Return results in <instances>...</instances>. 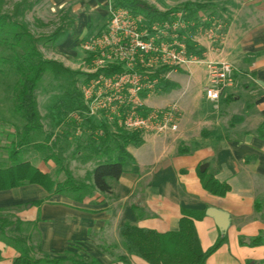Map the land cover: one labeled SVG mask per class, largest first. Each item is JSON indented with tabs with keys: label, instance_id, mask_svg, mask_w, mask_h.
I'll list each match as a JSON object with an SVG mask.
<instances>
[{
	"label": "crops",
	"instance_id": "crops-1",
	"mask_svg": "<svg viewBox=\"0 0 264 264\" xmlns=\"http://www.w3.org/2000/svg\"><path fill=\"white\" fill-rule=\"evenodd\" d=\"M247 26L246 20L231 19L222 57L237 72L251 73L258 85L228 90L218 103L205 98L207 86L200 101L193 97L195 102L190 99L188 103L183 93L175 96L171 104L179 108L178 131L144 135L141 146L130 145L127 150L134 162L112 183L110 194L95 192L77 203L62 195H51L41 186L24 185L0 192V212H12L23 222L36 223V245L42 255L53 258L83 245L87 251L99 254L95 259L101 264H147L128 257L123 248L115 251L122 226L131 224L161 234L175 232L186 214L193 219L206 251L221 237L214 220L206 215L214 208L229 214L230 226L225 243L206 264H264V245H248L253 238L264 236V137L260 136L264 135V22L255 24L252 31ZM192 78L189 90L195 91ZM39 112L44 135L49 134L40 105ZM53 120L51 128L57 131L52 134L51 148L60 137L58 120L54 116ZM15 136L12 127L0 123V169L16 162L30 163L58 183L65 182L68 173L83 180L93 170L86 166L72 169L64 160L65 169H59L53 160L45 161V152L33 145L17 148L18 154L13 157ZM42 140L43 136L37 143ZM53 151L58 153L57 149ZM80 172L82 176H77ZM199 172L226 183L230 192L218 197L205 191ZM257 202L263 207L260 213L255 209ZM113 235L116 242L111 239ZM1 249L6 260L1 264H13L16 251L4 245Z\"/></svg>",
	"mask_w": 264,
	"mask_h": 264
},
{
	"label": "trees",
	"instance_id": "trees-1",
	"mask_svg": "<svg viewBox=\"0 0 264 264\" xmlns=\"http://www.w3.org/2000/svg\"><path fill=\"white\" fill-rule=\"evenodd\" d=\"M109 1L118 8L143 16L149 23L173 20L174 14L182 13L184 22L195 23V26L190 25L186 30L189 34L187 49L189 53L202 59L204 50L198 48L193 38L198 28L207 30L212 26L217 6L214 0L188 1L183 6L166 12L158 10L145 0ZM250 1L264 3V0ZM7 6L6 0H0V103L4 104L3 110L6 111L0 116V123L3 127H12L16 132L13 157L18 154L17 148L33 145L45 152V161L51 159L59 169H65L63 154L68 145L57 149L60 142L58 137L53 145L58 153L49 146L52 134L44 135L43 119L38 107L37 91L44 78L50 77L59 82L63 90L62 96L54 106L57 126H64L65 129L75 132L82 127L88 128L86 146L81 148L79 145L77 148L85 150L83 160L94 163V169L83 180L75 179L68 173L66 181L58 183L52 175L42 174L30 163L16 162L12 167L0 169V192L24 185H38L51 195H62L77 203H82L95 192L110 194L112 182L118 181L126 172V167L134 162L128 147L141 146L142 136L121 129L113 131L110 125L96 124L92 119L86 118L81 86L91 76L72 71L58 61L44 58L39 48L58 41L59 30L50 37H37L30 31L26 21V13L31 8L28 0H23L10 9ZM104 28L105 26L100 31ZM81 77L84 78L82 84ZM79 83L81 86H78ZM169 89H174V86L166 82L164 92ZM41 136L42 142L37 143ZM260 136L264 137L262 134ZM199 178L204 190L214 196L225 197L230 192L229 185L220 183L207 172H199ZM255 209L259 213L262 212V204L257 202ZM36 234V223L23 222L16 215H0V242L16 251L17 257L13 264H101L95 258L87 260L72 252H67L64 258H36V245L33 244ZM120 236L128 257L140 258L147 264H206L226 241L225 234H221L216 243L204 251L194 221L186 214L175 232L161 234L125 224L120 229ZM240 243L245 244L243 241ZM248 245H264V236L253 238ZM123 261L126 262L127 259L124 258Z\"/></svg>",
	"mask_w": 264,
	"mask_h": 264
},
{
	"label": "built area",
	"instance_id": "built-area-1",
	"mask_svg": "<svg viewBox=\"0 0 264 264\" xmlns=\"http://www.w3.org/2000/svg\"><path fill=\"white\" fill-rule=\"evenodd\" d=\"M172 18L149 23L109 1L105 28L81 43L91 76L81 86L86 118H101L115 129L142 137L178 131L180 112L176 104L157 108L147 103L164 91L172 73L200 60L189 53L186 44V30L195 23L184 22L182 13ZM214 31L212 24L205 34L213 40ZM206 68L205 98L218 103L233 86L235 68L226 62H210Z\"/></svg>",
	"mask_w": 264,
	"mask_h": 264
},
{
	"label": "rangeland",
	"instance_id": "rangeland-1",
	"mask_svg": "<svg viewBox=\"0 0 264 264\" xmlns=\"http://www.w3.org/2000/svg\"><path fill=\"white\" fill-rule=\"evenodd\" d=\"M6 1L8 5L7 8L10 9L13 8L15 4L22 2L23 0ZM145 1L150 5L155 6L158 10L166 12L175 7H181L188 1L196 0ZM214 1L216 2L217 6L215 9L216 16L212 18V23L215 27V36L213 40L207 37L204 29H201L194 36L198 47L204 50L202 59L198 60L196 63H190L173 73L170 76L169 82L172 84V86H174V89H169L166 91L167 94L162 91L161 93H158V95H154L149 98L147 103L150 106H167L171 104V101L173 98H175V96L182 93L183 97L186 98V101L188 100V103L191 101L195 102L193 100L194 98H198V101H200V97L203 94V89L208 84V76L206 71L207 64L210 62L230 63L222 57V54L223 51H225L224 49L227 48V32L231 19L237 22L246 20L248 25L247 29L251 31L255 30V24H262V22H264V3L256 6V4L259 3L250 0ZM108 3L109 0H28V4L31 8L26 13V21L29 25L30 31L37 37H50L58 30L60 32L58 41L39 47L44 58L58 61L72 71L87 74L88 67L86 54L82 49L81 43L83 40L99 32L100 29L105 26L107 22ZM227 10L231 14H228ZM234 17L237 18L235 19ZM237 31L239 32V30H235L236 33ZM230 64L233 65L232 63ZM240 73L241 72H237L235 68L233 86L228 90L243 88L250 85H258V82L256 81L257 79L251 73ZM191 77H193L192 79L194 82L192 85L195 87V91L189 90ZM83 79L84 78L82 77L80 78L81 84ZM80 83L78 86H81ZM62 94L63 90L60 86V83L54 81L50 77H45L39 86L37 91L38 107L40 105L41 110L43 113H45V117L43 118L44 121H46V133L53 134L55 131H57V128H51V122L53 120V116L56 117L54 106ZM0 106L3 107L0 108L1 116L5 110H3L4 104L2 105L0 103ZM192 109H194V106ZM223 109H225V107ZM92 121H94L96 124L104 123V120H101V118L92 119ZM58 127L59 129L57 135L60 136V142L57 144V149L62 145H68V152L65 156L66 159L63 160L68 162L72 169H83V166H86L88 169L92 168L94 163L85 162L83 160L85 157V150H80L77 148L79 145L81 148L86 146V138L89 135L88 128L82 127L80 130H76L75 132L72 129H65L64 126ZM112 130L115 131L116 129L112 127ZM62 136H67V138H61ZM81 173L82 172H80V174L76 173V175L82 176ZM0 215L11 216L15 214L12 212H0ZM111 239L114 242H116L117 239L119 240V244H116V247L114 246L116 252L121 248H123V250L125 249L124 241L119 234L117 239L114 235ZM33 244L36 245V237H34ZM3 245L6 246L0 242V252L2 251L1 246ZM74 249L75 250L66 251L60 255H55L53 258H64L67 252L79 254L81 257L87 260L97 256L99 257L97 252H89L83 245H76ZM34 257L41 258L48 256L42 255L36 245ZM4 262H6V260L3 253L1 252L0 264Z\"/></svg>",
	"mask_w": 264,
	"mask_h": 264
},
{
	"label": "water",
	"instance_id": "water-1",
	"mask_svg": "<svg viewBox=\"0 0 264 264\" xmlns=\"http://www.w3.org/2000/svg\"><path fill=\"white\" fill-rule=\"evenodd\" d=\"M206 169V166L201 167V170L204 171ZM206 215L213 219L217 228L219 229V231L221 232V234H225V232L228 230L229 226H230V216L229 214L214 209V208H210L206 211Z\"/></svg>",
	"mask_w": 264,
	"mask_h": 264
}]
</instances>
